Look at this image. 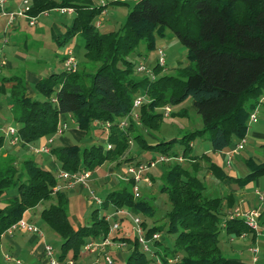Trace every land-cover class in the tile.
Wrapping results in <instances>:
<instances>
[{"label":"trees","instance_id":"1","mask_svg":"<svg viewBox=\"0 0 264 264\" xmlns=\"http://www.w3.org/2000/svg\"><path fill=\"white\" fill-rule=\"evenodd\" d=\"M31 3L32 16L59 7L73 9L71 25L56 42L66 45L80 35L85 61L93 68L62 69L41 77L34 83V90L43 99L27 94L23 77H1L0 93L12 99L10 120L16 123L21 139L34 140L54 133L59 116L69 114L86 133L96 122L98 128L106 131V139L93 142L89 137L88 145L51 148L62 170L92 172L105 161L119 160L131 140L137 141L142 151L153 152L158 158L184 156L192 163L204 159L207 170L218 181L231 178L208 154L194 155L192 142L205 138L210 152L215 153L231 150L245 137L249 115L264 94V0H137L124 23L107 31L97 25L101 13L109 5L124 2L31 0ZM166 29L186 47L187 64L172 75L157 76L165 65L158 60L153 66L144 64L148 72L137 71L142 62L137 60L155 48L156 37H163ZM143 93L152 96L150 103L138 107L143 127L158 130L164 114L156 108L178 105L188 98L200 116L201 127L155 143L145 142L129 117L127 125L121 128L133 100ZM106 122L108 128L103 125ZM249 167L244 180L264 174V163L251 162ZM199 170L198 163L191 164L190 170L178 161L165 168L160 191L167 195L170 208L161 217L163 223L147 226L142 220V226L148 237L165 231L172 239L170 245L163 238L153 241L152 252L159 264H243L223 255L220 234L224 231L238 237L253 231L244 218L222 220V209L226 205L231 207L234 197L221 193L215 185H207ZM127 183L133 186L134 182L131 179ZM55 184L54 175L36 159L0 156V241L2 234L26 211L45 202L47 206L41 209L39 218L49 232L61 238L57 259L61 262L71 251V260L75 261L86 243L100 235L106 237L109 221L105 214L99 216V208H95L89 224L74 226L67 216V193L54 192ZM109 206L152 214L147 202L135 198L127 185L102 195L100 207ZM122 240L131 242L128 238ZM153 261L154 257L140 249L135 237L124 264Z\"/></svg>","mask_w":264,"mask_h":264},{"label":"rangeland","instance_id":"2","mask_svg":"<svg viewBox=\"0 0 264 264\" xmlns=\"http://www.w3.org/2000/svg\"><path fill=\"white\" fill-rule=\"evenodd\" d=\"M105 3H109L111 1L116 0H102ZM124 2L125 4L119 5H109L104 9L105 14L101 18L102 25L100 26V30H114L119 28L125 21L127 12L133 7L137 0H119ZM56 9V8H54ZM50 11V10H44ZM38 16V15H36ZM73 14L67 13L64 16L60 15L56 11L51 10L49 15L41 14L37 20L36 25L30 26L28 24V19L20 18V32L25 34V37H19L13 41V46H10L8 50V54L6 57V61L8 62V66L0 69V77L9 76V75H17L23 77V79H28L29 74L38 75L40 77H44L52 71H60L62 69H66V66L60 62L59 55L61 51L64 49H71L76 57V62L78 64V68H83L85 70H91L93 65L89 62L85 61L84 51H83V38L80 35H76L71 43L62 47L58 45L55 41L54 37L63 34L67 28L71 25L73 20ZM8 19L7 15L0 13V27L4 24ZM19 19L13 22V26ZM9 36V35H8ZM161 49L164 54L165 65L161 72L158 73L157 76L162 75H172L175 74V71L178 67L187 64L186 60V47L177 39L172 32L169 30H165V35L163 37H156L155 39V48L148 52L145 57H140L137 61H142L147 67L153 66L157 61V53L158 50ZM137 75V74H136ZM142 76H148L147 74H143ZM140 78V77H137ZM28 82V80H27ZM31 88L34 90L33 83H30ZM34 92V99H43V97L36 92ZM143 99L141 101L142 104H147L152 101V96L149 94H142ZM12 104V99L7 95L0 93V138H2V144L0 146V156L2 152H7L9 155L14 157H20L23 155V151L20 149L19 145H13L9 141V139L5 136L4 130L9 125L16 127V123L10 120V112L9 107ZM140 105V106H141ZM163 107L156 108L157 112H161L164 114ZM170 112L167 115L163 116L162 124L158 130H150L143 127L139 119L135 120L134 115L130 114L128 117L131 118L137 125V129L142 135L143 139L147 143H155L160 140H167L173 137H181L185 132L200 128L202 123L200 116L195 112V109L192 104V100L190 98L181 102L178 105H171ZM184 112V115L177 116L175 114ZM137 115L138 109H136ZM123 118L122 120H127ZM70 127V121L68 122ZM89 137L93 138V142L105 141L106 139V131H104L101 127L98 128V124L93 122L90 125L89 131L86 133ZM64 136L70 137V132L67 131L63 134ZM53 139L52 148L63 146L64 141L61 138V134L51 133L47 136H44L43 139L45 142L49 139ZM78 145L84 146L88 145L85 139L79 141ZM204 145L209 146V142L205 138H200L195 140V146L192 153H202ZM246 141H244L243 146L237 149V154L233 155L230 161L227 163V159H221L218 154H213V152L208 153L210 159L217 166L221 167L226 174L230 176L231 172H234V177L236 179L227 178L231 183L232 189H241L247 192V204H241L240 206L242 212L246 211H255L257 210L259 218L258 222V233L246 232L245 234L235 237L226 235L224 231L220 234V248L223 255L233 258L239 261H242L243 264H264V256L262 255V249L264 248V174L251 179L244 180L243 178L248 174L247 170H244V173L239 171V160L237 155L242 153L243 155L251 154L255 152L259 154L255 149L249 148L246 145ZM34 147V146H33ZM245 147V148H244ZM247 148V149H246ZM137 141L129 142L127 150L123 154V156L119 160H111L105 161L102 165L95 168L91 173H89L86 179V187H84L83 191L80 192V185H76L73 190L64 189L63 191L67 193V216L69 221L74 226H79L81 224H89L91 222V216L93 208H99V216L102 214L108 215L113 209L109 206L107 209H100L97 203L93 199V196H97L105 191H108L107 186L96 187L92 181L93 178L97 177L102 181L112 180L113 182H121L120 186L127 185L128 189L132 191L133 186L128 182V178L131 176L128 167L136 164H140L142 166L141 174L143 178H149L148 184L142 180L135 182V186L139 189V199L145 200L149 207L151 208L152 214H149V211L145 213V215L137 214L135 212H128L125 209H119L122 211L118 212V216L123 219L120 221L119 228L109 230L106 237L100 235L98 240L96 241L99 244L95 251L84 253L82 250L80 251L79 257L76 259L78 264H96L100 262V264H108L105 260L106 256L111 257L114 261L111 264H124L127 259L131 248L132 241L136 236L135 226L132 223V218L135 216H139L141 220H145L147 226L152 225L153 222L157 224H161L164 220L161 219L162 215L165 211L170 208L169 200L167 195L164 192L160 191L162 186V175L165 172V168L169 165L180 162L182 165L191 170V164L198 163L199 165V175L203 177L205 183L207 185L218 182V180L213 175L207 174V163L204 159H198V161L192 163L191 159H188L182 156L180 159H170L161 160L158 159L157 154L153 152H146ZM248 151V152H247ZM264 154V152H263ZM263 156V155H262ZM29 157L28 155L24 158ZM36 159V157H34ZM155 158L156 161L150 165L149 162ZM21 159V158H20ZM51 163L57 164V169H61V166L57 163L56 157H52L49 160ZM121 164H118V162ZM49 170L54 177L57 176V171L53 166L49 167ZM111 171V172H110ZM72 173V172H70ZM241 179V180H238ZM57 183L62 184L61 180L57 181ZM103 191V192H102ZM260 196L262 198H260ZM236 198H234V204L231 207L227 205L224 206L222 212L224 213V218L231 212H233L239 206L236 205ZM2 203H4L2 201ZM87 203L92 204V208H88ZM47 203H40L35 209V215H38L42 208L46 207ZM150 211V212H151ZM31 217L33 216V212L29 214ZM151 215V216H150ZM37 223L45 232V240L46 243L52 246L53 256L58 258L60 255V243L61 238L56 236L52 232H48V228L40 221L37 216ZM110 227L113 224V220L109 219ZM161 239L163 238V242L166 245L171 244L172 236L167 235L165 231L160 233ZM122 238H128L131 242L127 243L126 251L117 250L112 251L110 246H101V240H108L110 242L118 240V242H122ZM153 241H149V247H153ZM0 246V264H16V257H13L11 261H4V255L8 252L6 249L1 248ZM142 246L140 245V249ZM253 248L258 250L257 261L253 262V253L248 249ZM147 256H150L149 253H146ZM72 256V252L68 251L65 258L61 261L60 264H69ZM22 264H48L41 260H37L34 262L33 260L27 261L23 258H18ZM151 264H159L157 261L151 262Z\"/></svg>","mask_w":264,"mask_h":264},{"label":"crops","instance_id":"3","mask_svg":"<svg viewBox=\"0 0 264 264\" xmlns=\"http://www.w3.org/2000/svg\"><path fill=\"white\" fill-rule=\"evenodd\" d=\"M93 3L94 4H104L105 2L102 1V0H93ZM17 5H18V0H8V2L6 3V9L7 10L15 9L17 7ZM70 14H73V12L70 13ZM104 14H105V12L103 11L101 13L100 18H99L100 20H101V18L103 17ZM60 15L64 16L65 14H60ZM39 16L40 15L36 16V20H37V18ZM16 18L19 19V20L13 26V22L16 20ZM16 18H14L11 21V23H8V19H7V21L4 24H2L1 27H0V56L2 57V63L0 64V69L8 66V62L6 61V57H7L8 50H9L10 46H13V41L16 40L19 37H25V34H22L20 32V18H23V17H16ZM36 20H35V23L33 25H36ZM100 20H98V21H99V25L101 26L102 23H101ZM28 24H29V22H28ZM33 25H30V26H33ZM58 36L54 37L55 41H56V38ZM66 45H62V47L66 46ZM65 53H66V50L64 49L63 51H61V53L59 55V60H60L61 63H63V60L65 58ZM9 76H12V75H9ZM40 78L41 77L38 76V75L29 74L28 75V79H24L25 85H26V91H27V94L30 97L34 96V92H33L34 90H33V88H31L30 83H33V86H34V83ZM27 80H28V82H27ZM59 121H65L66 124H67L66 130H64L63 133L61 134V138L64 141V144H62L63 146H71L73 144H78L80 140H82V139L87 140L89 138V136L86 134V132L81 130L78 127L77 123L74 121V119L71 117V115H69V114L60 115L59 116ZM69 121L71 123L70 127H69V124H68ZM67 131L70 132V135H71L70 137H68V136L66 137V136L63 135ZM244 139L246 141V145L249 144L248 147H247L248 150H249V148H252V149H255L257 152H260L259 154L255 153V152H252L251 154L248 153V155H243L242 153L237 155V158H238L239 164H240L239 165V171L241 173H244V170L245 171L247 170V172L249 173L250 172L249 165H250L251 162H254L256 164L264 163V154H263V152H264V101L258 103V105H257V113H256V120L248 125V129H247V132H246V135H245ZM100 142H103V141L101 140ZM45 143L46 142L43 139V137L42 138H38V139H34V140L21 139V141L18 144H16V145L20 146V149L23 151V155L18 157V158L16 157V158L19 160L20 158L22 159V158H24L27 155L29 157H31V158L36 157L37 162L43 168L50 169L49 167L53 166V168H55V170H59V169H57L56 162L55 163H51L49 161L52 157H54V155H52L51 152H50V154L36 152V150L39 149V147H41ZM246 145H245V147H246ZM194 146H195V141L192 142L193 150H194ZM51 148H52V146H51ZM204 153H206V154L210 153L209 146L204 145L202 153L198 154L196 152V153H193V154L199 156V155L204 154ZM213 154H218V156L221 159H225V160L227 159L226 151L215 152ZM1 155L3 157L11 156L7 152H2ZM12 157H14V156H12ZM234 174H235L234 172H231L230 173V177L231 176L234 177ZM208 175H211L209 173V171H207L206 176H208ZM232 177H231V179H236V178H232ZM91 181H92V185L94 183L96 187L107 186L108 191L116 189L117 187L120 186V183H121V182H118V183L117 182H113L112 180L102 181L101 179H99L97 177L93 178V180H91ZM230 183H231L230 181H228L227 179H224L223 181H218V182H216L214 184H212V182H211V185L217 186L219 188V190L221 191V193H223V194H231L234 198H236V200H237L236 201V205L239 206L238 208H240V206H242L241 204L246 205L247 204V199H246L247 192L244 191V190H241V189H236V190L232 189ZM83 188L84 187L80 186L79 191L82 192L84 190ZM70 190L72 191L73 189H70ZM105 192H103L102 195H104ZM102 195L101 194L97 195V197L100 198L101 201H102ZM260 198H262V197L260 196ZM262 200H264V199L262 198ZM87 205H88V208H92L91 207L92 204L87 203ZM37 206L32 208V209H29L28 211H26L23 214V217L25 219H27L29 222L35 224L36 226H38L36 217L37 216L40 217L39 216L40 212H39L38 215L34 214L35 213V209L37 208ZM97 206L100 207L101 204H98ZM95 208H93V210ZM100 209H102V208L100 207ZM112 209H113V211L110 214L105 215L106 219L107 220L112 219L113 223L115 221H118L119 223H120V221H123V219L120 218L118 216V214L116 213L117 210H115L114 208H112ZM124 209L126 211H128V212H132L130 209H126V208H124ZM31 212H33V216L32 217L29 215ZM38 227L40 229H42L40 226H38ZM42 231L45 232L43 229H42ZM47 231L49 232V230H47ZM97 240L98 239L93 240V242L96 243ZM120 240H122V239H120ZM44 243H46V240L45 239L42 240V238H40L36 234L29 233V232H26V231L17 230V231H14L11 234L4 232L2 234V236H1L0 246H2L1 248H4V249H6L8 251L4 255V261H7V262L11 261L13 259V257H16L17 258L16 260H19L18 258L21 257L24 260L27 259V261L33 260L34 262H37V260H41V261H43L45 263H48L46 261L45 257H44V254H43ZM103 243H104V241L101 240L100 241V245L101 246H107V247L110 246L112 251H117V250L126 251V245H127L128 242L124 241V240H122V242H118V240H115V241H112L111 244L104 245ZM120 243L123 244L122 247L118 246ZM83 252L87 253L89 251H85L84 250ZM261 252H262V255L264 256V248L262 249ZM6 256H9L10 258L8 259V258H6ZM150 256L154 257V260L158 262V258H157L156 255L150 254ZM98 263H100V262H98ZM69 264H78V263L76 262V260L75 261L71 260Z\"/></svg>","mask_w":264,"mask_h":264},{"label":"built area","instance_id":"4","mask_svg":"<svg viewBox=\"0 0 264 264\" xmlns=\"http://www.w3.org/2000/svg\"><path fill=\"white\" fill-rule=\"evenodd\" d=\"M7 2H8V0H0V13L8 16V23H11V21L16 17H23V18L28 19V22L30 25H33L35 23L36 16H32L29 14V11H30L31 5H32L31 0H18L17 7L15 9H12V10L6 9V3ZM53 11H56L59 14H66V13H72L73 9L70 7H59V8L53 9ZM49 12H51V10L41 12L39 15H41V14L48 15ZM98 24H99V22H97V25ZM157 60H158V63L160 65L165 64L164 54H163V51L161 49L158 50ZM1 63H2V57L0 56V64ZM63 64L66 66V69L71 70V71H75L78 68V64L76 62L75 54L71 49L66 50L65 58L63 60ZM137 71H139V72L147 71L148 72L146 66L142 62L139 63V65L137 67ZM152 78H153V76H152ZM142 99H143V95H140L133 100L132 108H131L129 115L133 114L135 120L139 119V115H137L136 109H138V107L141 105ZM262 101H264V94L259 99V102H262ZM169 112H170V107H168V106L165 107L164 108V115H167ZM256 113H257V107L249 115L248 124H250L256 120ZM127 117H126V119H127ZM103 125L106 128H108L109 123L106 122ZM126 125H127V120L121 121V123H120L121 128L125 127ZM66 128H67L66 122L65 121H59L57 126H56L55 133L62 134L63 131L66 130ZM4 134L9 139L11 144H13V145L18 144L21 141V137L19 136V134L17 132V128L12 126V125H9L7 128H5ZM244 141H245V139L243 138L240 142H238L236 144V146L234 148H232L229 151H226L227 163L230 161V159L233 155L237 154V149L241 148L243 146ZM52 143H53V139L49 138L44 145H42L41 147H39V149L36 150V152L50 154ZM158 159H161L163 161L168 160V158H165V157H159ZM155 161H156V159L151 160L149 162V164L152 165ZM128 169H129V172L131 173V176L127 180H131V179L133 180L134 183H133L132 193H133L135 198H138L140 193H139L138 187L135 186V182L143 179L145 184H148L149 178H143V176L141 174L142 166L140 164L129 166ZM89 173L90 172H87V171L81 172V173H70L68 171L60 169L57 171V176L55 178L56 184L53 188V191L58 192V191H62L64 189H73L76 185L86 187V179H87ZM59 180H61L63 183L62 184L57 183V181H59ZM93 199H94L95 203L101 204V199L98 198L97 196H93ZM119 211H122V210H117L116 213L118 214ZM226 217L229 219H232L234 217L244 218L246 224L254 233L259 232L258 222H257V219L259 218V216H258L257 210L242 212V210L240 208H236L233 212L229 213ZM132 223L135 226V233H136L135 237H136L137 241L139 242V244L142 246V250L146 253L153 254L152 248L149 247V241L160 240L161 239L160 233L156 232V233H153L151 235V237H148L145 233L143 226H142V220L140 219V217L138 215L132 218ZM222 225L223 226L225 225V221H223ZM118 228H119V222L115 221L112 224V226L110 227V231L113 229H118ZM17 230L33 233V234H36L37 236H39L40 238H42V240L45 239V234L42 231V229H40L35 224L29 222L24 217L20 218L18 221L13 223L5 232L11 234ZM103 241H104V243H103L104 245L111 244V242L108 240L104 239ZM98 245L99 244H97L93 241H90L84 245L83 250L92 252V251L96 250ZM118 246L122 247L123 244L120 243ZM249 250L253 253V262H256L257 257L255 255L258 254V250L253 249V248H249ZM43 254H44L46 261L49 264H60L59 260L53 256V250H52V246L50 244L44 243ZM6 258L9 259L10 257L6 256ZM105 260L108 264H111L113 262L112 258L109 256H106ZM158 263H159V261H158ZM16 264H22V263L19 260H16ZM96 264H100V263H96Z\"/></svg>","mask_w":264,"mask_h":264}]
</instances>
